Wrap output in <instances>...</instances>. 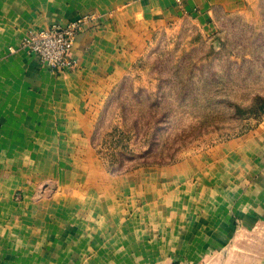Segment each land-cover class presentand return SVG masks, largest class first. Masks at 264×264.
Wrapping results in <instances>:
<instances>
[{"label":"crops","instance_id":"1","mask_svg":"<svg viewBox=\"0 0 264 264\" xmlns=\"http://www.w3.org/2000/svg\"><path fill=\"white\" fill-rule=\"evenodd\" d=\"M261 4L0 0V264H264V114L177 161L119 173L93 143L112 90L161 30L189 20L211 36L219 15ZM89 13L75 68L56 73L21 48L27 31Z\"/></svg>","mask_w":264,"mask_h":264},{"label":"rangeland","instance_id":"2","mask_svg":"<svg viewBox=\"0 0 264 264\" xmlns=\"http://www.w3.org/2000/svg\"><path fill=\"white\" fill-rule=\"evenodd\" d=\"M161 30L110 94L93 143L113 173L172 163L249 127L243 110L264 97V6L217 17L205 36L184 20ZM260 115V114H259Z\"/></svg>","mask_w":264,"mask_h":264},{"label":"built area","instance_id":"3","mask_svg":"<svg viewBox=\"0 0 264 264\" xmlns=\"http://www.w3.org/2000/svg\"><path fill=\"white\" fill-rule=\"evenodd\" d=\"M95 17L94 13H89L70 20L65 25L29 30L21 40V48L56 73L73 69L76 61L72 57V48L76 35L86 22ZM9 50L14 51L12 47Z\"/></svg>","mask_w":264,"mask_h":264},{"label":"trees","instance_id":"4","mask_svg":"<svg viewBox=\"0 0 264 264\" xmlns=\"http://www.w3.org/2000/svg\"><path fill=\"white\" fill-rule=\"evenodd\" d=\"M239 113H243V115L264 114V97L259 94H255L253 96L251 104H248L245 109L239 110ZM146 165H152V164H148L146 162L139 164V166H146Z\"/></svg>","mask_w":264,"mask_h":264}]
</instances>
